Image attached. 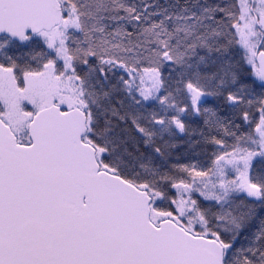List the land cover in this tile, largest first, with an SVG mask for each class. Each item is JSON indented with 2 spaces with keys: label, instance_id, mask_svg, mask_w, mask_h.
<instances>
[{
  "label": "snow or ice",
  "instance_id": "6c2138e0",
  "mask_svg": "<svg viewBox=\"0 0 264 264\" xmlns=\"http://www.w3.org/2000/svg\"><path fill=\"white\" fill-rule=\"evenodd\" d=\"M0 264H264V0H0Z\"/></svg>",
  "mask_w": 264,
  "mask_h": 264
}]
</instances>
